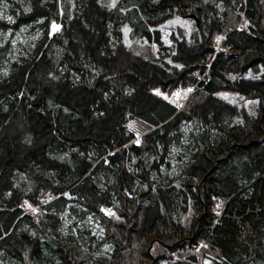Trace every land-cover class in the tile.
Returning a JSON list of instances; mask_svg holds the SVG:
<instances>
[{
  "label": "trees",
  "instance_id": "trees-1",
  "mask_svg": "<svg viewBox=\"0 0 264 264\" xmlns=\"http://www.w3.org/2000/svg\"><path fill=\"white\" fill-rule=\"evenodd\" d=\"M7 2L0 32L47 30L31 59L0 46V264H264V0ZM186 13L200 24L164 58L152 29ZM90 220L96 245L69 248L65 222Z\"/></svg>",
  "mask_w": 264,
  "mask_h": 264
},
{
  "label": "rangeland",
  "instance_id": "rangeland-1",
  "mask_svg": "<svg viewBox=\"0 0 264 264\" xmlns=\"http://www.w3.org/2000/svg\"><path fill=\"white\" fill-rule=\"evenodd\" d=\"M53 0H44V2H52ZM118 0H105V4L109 8H114ZM14 3L19 8L20 11L25 13H31L34 11L33 0H14ZM10 4L7 0H0V18L8 19L10 17ZM185 18L183 16H176L173 19L166 21L163 25L159 27H154L153 32L159 33V40L162 44L161 55L163 57H173L177 54V49L175 44L177 42L184 41L187 45L191 41V35L197 29L196 20L191 19L192 16L190 13H186ZM13 22V21H12ZM61 26L58 23H52L49 28V37L55 35ZM47 27L45 26V19H41L39 22H31L29 24L21 26L16 31L0 32V46L9 43L8 57L10 61L18 60L20 58L31 59L35 54V48L37 44L45 39ZM123 31V42L131 48L138 45H144L146 39H139L135 28L130 27L129 23H126L122 26ZM185 44V45H186ZM157 47V45H155ZM8 62L5 61L0 67V81H3L5 77L8 76V71L5 70ZM187 91L177 92L173 95L172 100L179 102L185 98ZM251 107L255 106V103L249 104ZM239 121V120H238ZM184 130L189 132L193 130L191 124L183 126ZM189 144V143H186ZM203 151V148L200 146H191L190 151L185 148H176L172 153L171 165L168 167L162 165V174L160 176H155L154 179L162 183L165 180L166 175H169L170 178H174L181 174L182 170L189 169L191 165L197 164L198 155ZM114 180L113 175L110 173L109 176ZM166 181V180H165ZM96 183L101 188L107 189L108 184L103 177H96ZM27 212H33L34 208L27 209ZM78 228H81L80 235H76L69 227L68 223L65 222L63 226V233L68 238L66 245L74 250L83 251L85 247L90 245V238H95L93 240L92 246L96 245L95 241L101 237V233L98 231V225L90 220L88 227H83L81 223L78 224ZM71 238V239H70ZM103 249H109V246H104ZM263 264V263H259Z\"/></svg>",
  "mask_w": 264,
  "mask_h": 264
},
{
  "label": "snow or ice",
  "instance_id": "snow-or-ice-1",
  "mask_svg": "<svg viewBox=\"0 0 264 264\" xmlns=\"http://www.w3.org/2000/svg\"><path fill=\"white\" fill-rule=\"evenodd\" d=\"M9 21H11V17H9ZM217 39L219 40V39H222V37H217ZM177 67H181L180 65H177ZM188 91H191V89H189ZM156 94L157 95H160L161 93L159 92V90H157V92H156ZM165 98H167V97H165ZM111 214V213H110ZM114 215V214H113Z\"/></svg>",
  "mask_w": 264,
  "mask_h": 264
},
{
  "label": "water",
  "instance_id": "water-1",
  "mask_svg": "<svg viewBox=\"0 0 264 264\" xmlns=\"http://www.w3.org/2000/svg\"><path fill=\"white\" fill-rule=\"evenodd\" d=\"M190 18H193V19H195L194 15L190 16ZM195 20L198 22V20H197V19H195Z\"/></svg>",
  "mask_w": 264,
  "mask_h": 264
}]
</instances>
